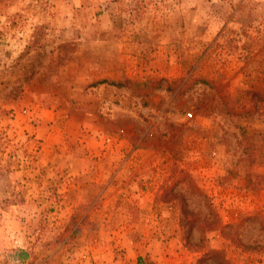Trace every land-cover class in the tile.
I'll return each mask as SVG.
<instances>
[{
  "label": "rangeland",
  "instance_id": "374dc122",
  "mask_svg": "<svg viewBox=\"0 0 264 264\" xmlns=\"http://www.w3.org/2000/svg\"><path fill=\"white\" fill-rule=\"evenodd\" d=\"M0 264H264V0H0Z\"/></svg>",
  "mask_w": 264,
  "mask_h": 264
},
{
  "label": "built area",
  "instance_id": "2783aa9c",
  "mask_svg": "<svg viewBox=\"0 0 264 264\" xmlns=\"http://www.w3.org/2000/svg\"><path fill=\"white\" fill-rule=\"evenodd\" d=\"M188 114H189L190 116L192 115V113H191V112H189Z\"/></svg>",
  "mask_w": 264,
  "mask_h": 264
}]
</instances>
